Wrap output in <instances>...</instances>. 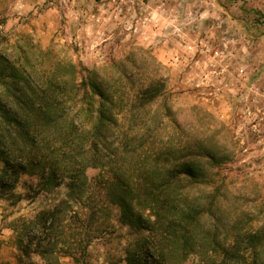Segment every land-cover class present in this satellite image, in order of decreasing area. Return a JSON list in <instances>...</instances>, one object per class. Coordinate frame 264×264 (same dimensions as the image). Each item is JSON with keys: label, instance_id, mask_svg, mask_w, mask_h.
Masks as SVG:
<instances>
[{"label": "rangeland", "instance_id": "obj_1", "mask_svg": "<svg viewBox=\"0 0 264 264\" xmlns=\"http://www.w3.org/2000/svg\"><path fill=\"white\" fill-rule=\"evenodd\" d=\"M263 23L264 0H0V57L21 67L63 60L88 69L124 99L126 118L136 109L150 157L212 150L225 185L218 213L252 217L257 227L264 226ZM145 89L154 100L132 108ZM112 179L108 167L88 169L78 201L66 181L48 192L28 175L0 185V264H45L29 240L48 237L36 222L55 208L59 264H126L143 233L120 222L108 196ZM183 264L205 263L193 256Z\"/></svg>", "mask_w": 264, "mask_h": 264}, {"label": "trees", "instance_id": "obj_2", "mask_svg": "<svg viewBox=\"0 0 264 264\" xmlns=\"http://www.w3.org/2000/svg\"><path fill=\"white\" fill-rule=\"evenodd\" d=\"M29 66L0 57L2 187L21 175L36 177L47 192L66 181L68 197L78 201L88 169L108 167L113 172L108 196L119 206L120 222L143 233L128 247L126 264H183L193 256L205 264H264V226L256 227L252 217L231 220L218 213L225 185L215 178L221 164L212 150L203 146L190 155L173 150L150 157L148 141L135 128L136 109L126 118L124 99L88 69L63 60ZM154 97L145 89L132 108H146ZM124 117L133 125L124 124ZM205 189L208 194L196 195ZM58 210L43 212L36 222L48 237L29 240L36 245L29 252L45 264L60 263L51 239Z\"/></svg>", "mask_w": 264, "mask_h": 264}]
</instances>
